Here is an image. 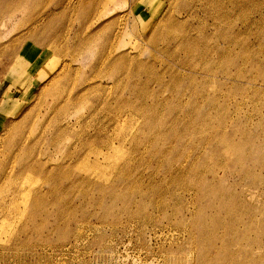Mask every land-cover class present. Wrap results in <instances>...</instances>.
Returning <instances> with one entry per match:
<instances>
[{
  "label": "rangeland",
  "instance_id": "374dc122",
  "mask_svg": "<svg viewBox=\"0 0 264 264\" xmlns=\"http://www.w3.org/2000/svg\"><path fill=\"white\" fill-rule=\"evenodd\" d=\"M0 264H264V0H0Z\"/></svg>",
  "mask_w": 264,
  "mask_h": 264
},
{
  "label": "bare ground",
  "instance_id": "6f19581e",
  "mask_svg": "<svg viewBox=\"0 0 264 264\" xmlns=\"http://www.w3.org/2000/svg\"><path fill=\"white\" fill-rule=\"evenodd\" d=\"M160 20H161V19H160ZM158 22H159V21H158ZM166 22H167V23H165V24H168V19H167ZM162 23H163V21H162ZM162 23H159V25L161 26ZM157 24H158V23H157ZM157 24H156V25H157ZM163 24H164V23H163ZM165 24H164V25H165ZM159 25H158V27H159ZM164 25H163V27H164ZM165 26H166V25H165ZM167 26H168V25H167ZM169 27H170V26H169ZM169 27H168V28H169ZM166 28H167V27H166ZM164 29H165V27H164ZM160 30H161V29H160ZM160 30H159V31H160ZM165 30H166V29H165ZM165 30H163V31H165ZM157 31H158V30H157ZM154 33H156V32H154ZM160 34H161V33H160ZM151 40L153 41V39H151ZM187 40H188V39H187ZM189 42H190V41H188V44H189ZM152 43H153V42H152ZM185 44H186V43H185ZM190 44H191V43H190ZM188 46H189V45H188ZM188 46H187V47H188ZM192 49H193V47H192ZM192 49H190V50L187 49V50H189V51L191 52ZM213 49L215 50V48H213ZM210 50H211V49H210ZM189 51H188V52H189ZM122 59H124V58H122ZM231 61H232V60H231ZM126 62H127V61H126ZM227 62H228V61H227ZM137 63H138V62H137ZM137 65H138V64H137ZM135 66H136V65H135ZM205 66H206V65H205ZM141 67H143V66H141ZM206 67H207V66H206ZM209 68H210V67H209ZM170 69H171V68H170ZM211 69H212V68H211ZM206 72H209V73L211 74V71H206ZM224 73H225V72H224ZM129 74H132V73H129ZM177 74L179 75V73H177ZM205 74H206V73H205ZM205 74H204V75H205ZM213 75H214V74H213ZM175 76H176V74H175ZM177 77H178V76H177ZM179 78H180V77H179ZM155 79H156V78H155ZM180 79H181V78H180ZM180 79H179V81H180ZM176 80H177V79H176ZM157 81H159V80H157ZM154 82H155V81H154ZM180 83H181V82H180ZM180 83H179V84H180ZM172 85H173V83H172ZM174 85L176 86V83H174ZM177 85H178V84H177ZM171 90H173V89H171ZM185 90H186V89L184 88V92H185ZM186 91H187V90H186ZM191 92H192V91H191ZM135 95H136V94H135ZM137 97H138V96H137ZM71 100H72V99H71ZM126 101H127V100H126ZM70 104H71V103H70ZM177 122H178V121H177ZM174 124H175V122H174ZM166 125H167V124H166ZM166 125H165V126H166ZM178 125H179V124H178ZM165 126H164V127H165ZM171 126H172V125H171ZM180 126H181V125H180ZM195 127H196V126H195ZM171 128H172V127H171ZM175 128H176V126H175ZM185 129H186V128H185ZM191 131H192V130H191ZM167 132H168V131H167ZM134 142H135V141H133V143H134ZM137 145H138V144H137ZM132 150H133V149H132ZM195 153H196V152H195ZM161 154H162V153H161ZM198 156H199V155H198ZM132 160H133V159H132ZM159 161H160V159H159ZM121 163H122V162H121ZM32 166H33V165H31V166L28 167V168H31ZM133 166H134V165H133ZM122 167H124V166H122ZM125 167H126V166H125ZM167 168H168V167H167ZM60 170H61V169H60ZM60 170H59V171H60ZM121 170H123V169H121ZM46 171H47V170H46ZM50 171H51V170H49V172H50ZM61 171H62V170H61ZM42 172H43V171H42ZM49 172H48V173H49ZM51 172H52V171H51ZM55 172H56V171H55ZM63 172H64V170H63ZM119 172H120V171H119ZM132 172H133V171H132ZM48 173H47V174H48ZM53 173H54V172H53ZM12 174H13V173H10V175H12ZM47 174H45V176H46ZM55 174H56V173H55ZM122 174H123V173H122ZM49 175H50V173H49ZM49 175H47V176H49ZM120 175H121V174H120ZM43 176H44V175H43ZM86 178L89 180V179H92L93 176H90V177H89V175H87ZM44 179H46V177H44ZM47 179H48V178H47ZM48 180H49V179H48ZM134 180H135V179H134ZM134 180H133V181H134ZM56 181H57V180H56ZM89 181H91V180H89ZM92 181H93V180H92ZM111 181H112V180H111ZM85 182H86V181H85ZM88 183H89V182H87V184H88ZM91 183H92V182H91ZM91 183H90V185H91ZM95 183H96V182H95ZM54 184H55V183H54ZM83 184H84V183H83ZM83 184H82V185H83ZM85 184H86V183H85ZM93 184H94V183H93ZM78 185H79V184H78ZM129 186H130V185H129ZM134 186H135V185H134ZM92 187H93V186H92ZM122 187H123V185H122ZM132 187H133V185L131 186V190L133 189ZM57 188H58V187H57ZM54 189H56V188H54ZM128 189H129V188H128ZM138 189H139V188H138ZM66 190H67V189H66ZM123 190H124V189H123ZM126 190H127V188H126ZM131 190H130V191H131ZM96 191H97V190H96ZM114 191H115V189H114ZM124 191H125V190H124ZM127 191H128V190H127ZM63 192H64V191H63ZM66 192H68V191H66ZM128 192H129V191H128ZM36 194H37V193H36ZM175 194H176V193H175ZM45 195H47V194L45 193ZM38 196H39V194H38L37 196H35V198L37 199L36 204H33V206H34L35 208L39 207V204H40V202L42 201L41 196H39V197H38ZM43 196H44V195H43ZM177 196H178V195H177ZM43 199H44V198H43ZM46 200H47V199H46ZM101 222H102V221H101Z\"/></svg>",
  "mask_w": 264,
  "mask_h": 264
}]
</instances>
